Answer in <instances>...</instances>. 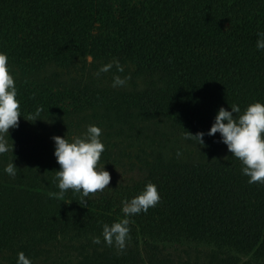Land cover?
Returning <instances> with one entry per match:
<instances>
[{"label":"trees","instance_id":"trees-1","mask_svg":"<svg viewBox=\"0 0 264 264\" xmlns=\"http://www.w3.org/2000/svg\"><path fill=\"white\" fill-rule=\"evenodd\" d=\"M259 32L264 0H0V53L21 113L13 152L0 154V264L20 252L31 264L264 262V184H249L220 134L207 135L221 107L238 105V118L264 104ZM114 60L123 72L95 75ZM116 75L131 78L113 87ZM92 125L111 182L84 203L71 189L57 199L52 137L73 142ZM184 130L204 133L205 146ZM149 182L160 202L127 217L123 251L106 245L103 225L124 219L122 201ZM175 245L205 247V259L165 252Z\"/></svg>","mask_w":264,"mask_h":264},{"label":"clouds","instance_id":"clouds-1","mask_svg":"<svg viewBox=\"0 0 264 264\" xmlns=\"http://www.w3.org/2000/svg\"><path fill=\"white\" fill-rule=\"evenodd\" d=\"M258 39L256 47L264 50V32L257 33ZM115 65L117 72H123V67L119 61L104 65L95 74L97 77L101 73L110 71ZM130 76L121 78L119 75L113 77V87L124 86ZM42 108H37L35 114L29 119L34 122L39 116ZM234 113H240L238 105H233L231 111L221 107L215 116V121L208 131V136L217 133L222 137V143L227 146L228 151L237 158L242 165V172L249 177L248 183L264 184V104L259 102L249 105L238 118ZM21 118L20 103L17 100V90L13 76L8 68V57L0 53V154L13 152V142L9 145V129L18 127ZM185 131V130H184ZM102 129L97 126H89L85 135L74 137L73 142H69L65 137H52L55 143L54 156L59 165L56 171V178L59 181L58 193H51L57 199H63L64 193L71 189L81 193V202L84 197L103 192L111 182V175L98 167L102 153L105 150L104 144L100 140ZM204 133L198 132L195 135L185 131V139L195 140L199 146L203 147ZM7 137V138H6ZM181 155L178 151L177 156ZM11 177L17 174V168L13 162L4 169ZM160 202L157 187L149 182L144 191L132 198L130 201H122L124 219L114 222L111 225L104 224L102 236L104 243L108 246L115 244L121 251L126 247L130 239L131 221L127 218L141 212H147L149 208L155 207ZM94 244H100V237H93ZM18 264H31L30 259L25 257L23 252L18 253Z\"/></svg>","mask_w":264,"mask_h":264},{"label":"rangeland","instance_id":"rangeland-1","mask_svg":"<svg viewBox=\"0 0 264 264\" xmlns=\"http://www.w3.org/2000/svg\"><path fill=\"white\" fill-rule=\"evenodd\" d=\"M89 61V59H88ZM164 250L166 253L171 254L173 257H189L191 261H202L205 258V252L207 248L201 246H186V245H179V246H165ZM244 261H252L253 264H264V262H259L256 260L251 259L249 256L244 258Z\"/></svg>","mask_w":264,"mask_h":264}]
</instances>
